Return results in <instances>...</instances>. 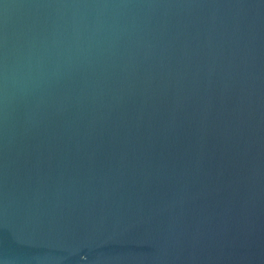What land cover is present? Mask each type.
Masks as SVG:
<instances>
[{
  "label": "water",
  "instance_id": "95a60500",
  "mask_svg": "<svg viewBox=\"0 0 264 264\" xmlns=\"http://www.w3.org/2000/svg\"><path fill=\"white\" fill-rule=\"evenodd\" d=\"M0 264H264V0H0Z\"/></svg>",
  "mask_w": 264,
  "mask_h": 264
}]
</instances>
